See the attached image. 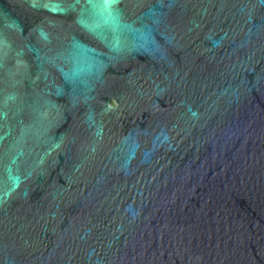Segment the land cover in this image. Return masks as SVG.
Here are the masks:
<instances>
[{
    "label": "water",
    "instance_id": "95a60500",
    "mask_svg": "<svg viewBox=\"0 0 264 264\" xmlns=\"http://www.w3.org/2000/svg\"><path fill=\"white\" fill-rule=\"evenodd\" d=\"M0 264H264V0H0Z\"/></svg>",
    "mask_w": 264,
    "mask_h": 264
}]
</instances>
